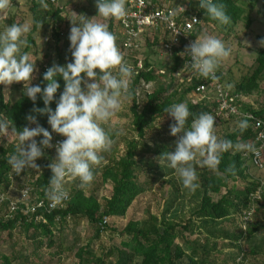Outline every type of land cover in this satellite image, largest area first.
Masks as SVG:
<instances>
[{
	"label": "trees",
	"instance_id": "1",
	"mask_svg": "<svg viewBox=\"0 0 264 264\" xmlns=\"http://www.w3.org/2000/svg\"><path fill=\"white\" fill-rule=\"evenodd\" d=\"M85 1L87 6L78 8L79 13L84 16L97 14L98 11L94 0ZM246 1H249L251 6L260 4L262 8L261 15L264 18V0H213L214 3L225 6L226 14L231 18V22L228 25H221L218 21L211 19L207 12L198 7V3L193 0H189L188 2L178 1L176 3L181 5L188 3L186 5L188 9H197L201 25L197 33L193 36L196 38L201 31L208 27H218L223 32L226 30L229 32L239 22L245 21L247 28H249L252 25V20L249 15H246L243 7H241V4L246 3ZM44 3L47 4V7H43L40 0H32L28 3L31 6V31L26 37L28 47L23 48L22 52L28 53L31 48H34V35L40 28L47 34L50 25L53 23L55 25L57 24L52 33L54 40L58 38L56 30L58 29V23L61 22L60 11L52 5H49L45 0ZM109 28L111 29V26ZM68 42L69 39L66 43L68 44ZM156 43V41L152 44L147 43L143 51L145 70L139 76L147 82H153L154 87L151 94L147 96L145 104L140 109L136 105L134 96L135 84L138 81L135 80L131 86L133 96L130 100L131 106L129 112L133 126L132 131L135 134L134 138L125 140V138L120 137L121 142L125 145L123 154L120 155L118 151L119 141H115L109 151L101 153L104 160L98 167L94 168V175L99 174L101 183L111 185L110 196L104 199L101 204L96 198V191L93 192L91 190V192H86V189L81 190L76 188L70 191L69 189L70 201L66 209L43 214L45 223L35 220L39 212H36L35 215H23L21 211L9 213L6 204L0 207V233L5 232L9 238H12L13 232L18 229L34 246L32 251L26 255H22V253L16 254L17 258L15 262L13 261V264H45L42 259L43 253L41 249L44 247H47V249L55 248L56 238L63 235L68 230L69 223L76 219L85 221L94 228L95 239H99L102 233L107 234L109 231L112 235H116L118 238L124 240H121L120 248L112 246L105 253L101 251V255L93 254L89 250V245L79 248L75 252L77 264H216L210 259V255L216 250L215 242L219 238L226 240L229 244L228 246L240 252L239 241L241 239L245 236L252 238L264 232V224L255 223L252 225V222L247 225L245 230L238 223L239 227L236 234L221 232L218 227L220 222L233 219V217L235 220H238L243 212L249 210V196L257 185L247 175L248 167L245 166L247 163L245 155L249 151L237 150H229L223 153L221 163L217 170L203 168L197 180V183L200 185L197 189V193L200 195L198 207L188 219L180 222H166L164 219L158 220L156 217L147 213V219L142 222L130 221L119 233L110 228L109 224L101 232L99 224L104 217H107L109 222L112 218H123L131 204L145 192L147 186L151 187L156 184L159 178H165V174L173 171L160 156L165 152H173L175 150V141L177 138L172 144L162 141L160 144L154 143L152 147L143 141L151 125H154L164 118H169L164 109L173 103H186L191 113L186 127L190 126L192 120L200 113L206 112L214 115L216 111V104L212 103V101L193 104L188 98L195 91L199 82L193 81L189 88L183 89L180 92L176 89L172 81L167 84L159 83L158 73L154 69H158V71L160 69L152 60V56H155L156 53ZM45 44L51 45L50 43ZM54 48L55 58H53V63L64 66L72 62L71 54L63 50L62 45L59 46V44H56ZM47 64L49 67L53 65L50 62ZM255 64L256 67L253 75L250 78L243 77L234 86L233 90L225 86L224 79L218 70H216L217 76L227 90L239 96H249L253 91L259 90L260 85L264 84V47L256 52ZM180 68L181 61L178 57L174 56L169 63L165 64L163 70L169 76H172ZM45 72L40 67V71L32 84L33 86L39 85L41 88L46 86V82L43 80ZM58 83L60 84V88L57 91L54 101L50 105L53 111L64 89V81L62 78H58ZM15 89H18V96L15 98L12 96L7 101L0 85V119L8 122L10 131L14 127L19 131L25 126H28L26 116L34 107L33 102L24 95L23 84L14 86L12 91ZM11 93L14 94V92ZM240 106L241 112L251 113L255 117L264 119V105L256 111L248 105L240 104ZM35 107H44L43 100L39 96L37 97ZM229 119L234 118L230 117ZM37 120L42 127L51 132L46 115L37 116ZM234 120L237 123L233 130L222 134L219 139L232 141L233 144L240 142L253 145L252 142L255 135L250 125L246 130L241 132L238 123L244 119ZM173 123L174 121L171 122V124ZM31 127H35V125H31ZM36 139L39 142L42 137H37ZM16 147L17 143H0V194L6 193L9 189L12 167L8 164V158L11 154L15 153ZM147 154H152L154 158H159L161 162L163 161L162 166H159L158 169H155L152 165H149V167L146 166L148 169L155 171L156 174L150 175V178H147L144 182H139L140 175L144 174V170L139 161ZM40 159V171H31L27 168L17 175L14 182L16 185L18 184L20 189L25 183L24 181L21 182L22 176L31 178V176L36 175L35 178H37L40 185H38L36 180L33 182V195L45 199L46 188L52 176L48 165L52 162L53 157L50 152H47ZM43 161H45V164H41ZM230 167L233 171H226ZM242 182H246L245 185L239 186L238 184ZM214 198L217 199L214 200ZM261 210L264 212V192L261 202L256 207L252 220L257 212ZM204 233L207 236L206 238L212 241L210 246L209 242L201 245L197 239H191L192 236L196 237ZM253 246L255 247L256 255H262V258H264V237L257 243L255 242ZM59 253L60 251H57L54 256L58 257ZM238 257H242L244 263L245 258L239 254L237 257L236 255H232L231 257L230 255V264H235ZM111 258H113L112 261H110ZM57 262L55 261L54 263L57 264ZM3 264H12V262L10 259L4 258Z\"/></svg>",
	"mask_w": 264,
	"mask_h": 264
},
{
	"label": "clouds",
	"instance_id": "2",
	"mask_svg": "<svg viewBox=\"0 0 264 264\" xmlns=\"http://www.w3.org/2000/svg\"><path fill=\"white\" fill-rule=\"evenodd\" d=\"M40 2L47 7L44 0ZM11 5V0H0V12L7 11ZM95 6L98 15L93 18L73 12L79 19L71 21L68 37L72 62L64 66L53 63L43 75L46 82L43 88L31 84L35 64L27 52H22L28 47L25 36L31 31L30 24L13 23L0 32V84L10 86L22 82L24 95L34 105L26 116L28 126L22 130L14 127L9 132L8 122L0 119V136H13L17 140L16 151L9 156L8 164L17 175L27 168L40 171L36 161L44 156V149L53 147L52 133L65 138L55 145L56 157L48 165L52 176L46 196L52 205H59L67 198L64 186L67 177L79 179L81 190L90 186L94 180V168L104 160L101 153L109 151L114 143L102 125L120 110L122 100H131L133 96L130 87L133 67L117 46L116 35L109 31L106 23L97 19L125 18L128 14L126 0H96ZM199 7L221 25L231 22L223 4L200 0ZM259 44L264 47V39ZM179 55L190 58L182 71L190 68L201 77L217 79L215 72L220 62L231 55V49L221 39L205 33ZM58 78L63 79L64 89L53 111L50 105L60 88ZM38 96L43 100V108L35 107ZM164 111L174 121L170 125V134L177 139L175 150L160 157L175 171L182 186L191 192L200 187L192 162L215 171L221 163L222 154L229 150L256 151L251 144H233L232 141L219 139L215 134L216 119L210 113H200L186 127L191 115L186 103H173ZM44 115L48 117L51 132L38 123L37 116ZM238 127L241 132L246 130L249 127L247 119L241 120ZM37 137L42 139L38 142ZM226 171L233 169L230 167Z\"/></svg>",
	"mask_w": 264,
	"mask_h": 264
},
{
	"label": "rangeland",
	"instance_id": "3",
	"mask_svg": "<svg viewBox=\"0 0 264 264\" xmlns=\"http://www.w3.org/2000/svg\"><path fill=\"white\" fill-rule=\"evenodd\" d=\"M175 2H188L189 0H173ZM64 4H67L68 9H70L71 15L73 12L78 16L81 15L79 13L80 7H86L85 0H62ZM12 5L5 12H0V32H3L6 26H11L13 23L23 24L29 23L31 26L32 17L30 12V4L26 3L23 0H11ZM246 1V3L241 4L243 9L245 10L246 15H249L252 20V25L247 28L245 21L239 22L231 31L221 30L216 27H208L205 30L201 31L198 34V37L202 34H209L216 36L225 42L226 47L231 49V55L220 62L217 70L221 74L224 79V84L227 88L234 89V86L237 85L243 77L250 78L253 75L254 69L256 67L255 58L256 52L262 48L259 44L261 39H264V18L261 15L262 8L260 4L256 6H251V3ZM72 9V10H71ZM95 15H85L87 18H93ZM78 17L73 15L71 17L68 24V37L70 34L71 21H78ZM100 22L104 23V18L97 17ZM47 32V31H46ZM26 34L25 38L27 37ZM42 28L34 35L35 38V46L31 48L28 52L30 55L31 61L35 64L36 71L33 73V78L31 80V84L34 83L41 65L50 62L53 64V58H55L54 53V45H47L44 43V38L47 36ZM157 50V49H156ZM155 51V50H154ZM143 53H141L140 58H142ZM51 59V60H50ZM55 60V59H54ZM152 60L159 67L160 71H158L159 75V83L167 84L168 73L163 70L165 64L169 63L166 57H159L158 53L155 56H152ZM27 83H30L27 82ZM21 83H14L10 86L1 85L5 99L8 101L12 98L18 96V89L13 90L14 86H18ZM11 92H14L11 93ZM243 101L241 104L248 105L254 111L263 107L264 105V84L260 85V89L253 91L249 96H242ZM13 100V99H12ZM130 100H122V106L116 114L109 119L107 123H104L102 126L105 130L111 135L112 139L115 141H119L118 151L123 154L125 149V145L121 142V138H125V140L134 138V132L132 131L131 124V115H130ZM173 119L171 117L164 118L154 125L150 126V129L147 131L145 138L143 141L152 147L154 143H170L177 138L170 134V125ZM236 120L234 119H216L215 121V134L218 138L226 132H231L236 125ZM9 132H11L9 130ZM5 142L6 144H16L17 140L13 136H0V143ZM143 173L139 177V182H144L147 178H150V175L156 174L155 171L148 169L149 165H152L155 169H158L159 166H162V162L159 158H154V155L147 154L139 161ZM196 167L197 175L199 176L202 173L203 168L199 167L198 164L192 162ZM148 166V167H146ZM208 169V168H207ZM252 174L256 177H264V173L258 174L255 171H251ZM36 176V175H35ZM35 176H31V178L27 176H22L21 182L37 181L39 182ZM99 174L94 175V180L92 181V185L86 188V192L96 191L95 195L98 201L102 204L104 199H107L111 194V185L110 184H102L99 179ZM26 180V181H25ZM79 179H71L67 182L66 186L70 191L72 189H80L79 188ZM246 182L239 183V186L245 185ZM19 190L18 184L16 185V190L10 193V197L13 199L17 198V192ZM200 195L195 192H191L188 189L182 186V183L179 177L175 174L173 170L171 173L165 174V178H159L156 184L147 186L145 192L140 195L129 207L125 216L120 219L112 218L109 222V227L114 229L117 233H119L128 222H142L147 219V213L151 216L159 219H164L166 222H180L188 219L192 215V213L197 209L199 197ZM217 198H214L216 200ZM197 223V221H196ZM238 220L233 219L220 222L218 224L221 232H229V233H237L238 231ZM255 223H259L261 225L264 224V212L261 210L257 212L255 217L252 220V225ZM94 228L88 225L85 221H81L79 219L73 220L69 223V228L63 235L57 237L56 246L53 249H47L44 247L41 249L43 255L42 259L45 264H53L55 261H59L57 264H77V260L75 257V252L87 245L90 246V251L95 255H101V251L105 253L107 249L110 247H121L120 242L123 239L118 238L116 235H112L109 231L107 234H102L99 239H95L94 237ZM206 234L191 237V239H197L198 242L202 245L204 243L209 242L212 244V241L206 238ZM264 237V232L259 233L254 237L245 236L243 239L239 241L240 243V252L238 250L228 246V242L226 240H222L219 238L216 244V250L211 253L210 259L216 264H230L231 261L230 255H243L245 258L244 264H264V258L262 255H256L255 247L253 244L260 241V239ZM124 241V240H123ZM33 243L26 239V236L21 233L20 230H15L12 234V238L7 236V233H0V264H3L4 258L10 259L13 264V261H16L17 255L22 253V255H26L30 251H32ZM184 247V246H183ZM67 248V249H66ZM62 250V252H61ZM59 252V256H54L56 252ZM188 251V250H187ZM17 254V255H16ZM53 259L49 260L50 258ZM111 258L110 261H112ZM56 264V263H54Z\"/></svg>",
	"mask_w": 264,
	"mask_h": 264
},
{
	"label": "built area",
	"instance_id": "4",
	"mask_svg": "<svg viewBox=\"0 0 264 264\" xmlns=\"http://www.w3.org/2000/svg\"><path fill=\"white\" fill-rule=\"evenodd\" d=\"M23 1L30 3L32 0ZM45 1L60 11L61 22L58 23V29L56 30L58 38L55 40L53 38L52 32L57 25L53 23L49 27L48 35L44 38V42L50 43L54 47H56V44L62 45L63 50L71 54L69 51L70 41L68 44L66 43L68 40L67 22H69L71 17L73 18V15L69 13V6L64 4L62 0ZM193 1L197 2L199 7L200 0ZM94 2L96 3V0ZM186 5L188 3L181 5L173 0H126L128 14L125 18L121 20H103L108 25V28L111 26L109 31L116 35L117 46L120 48L128 64L133 67L134 72L130 87L135 80L138 81L135 84L134 96L139 109L145 104L147 96L151 94L154 87L153 82H147L139 76L145 70L143 56L140 58V55L143 53L147 43L152 44L156 41L155 50H157L155 54L158 53L159 57H166L168 61L176 56L181 61L180 70L172 76L168 75L169 82L172 81L179 92L189 88L193 81L199 82L195 91L188 96L191 103L212 101V103L216 104V111L213 115L215 119H229L230 117L234 119H247L255 135L252 144L256 151H249L245 155V159L247 160L245 166L248 167V177L256 182L257 185L249 196V210L239 216L240 226L245 230L247 225L252 222L253 214L258 203L261 202L264 192V179L254 176L252 172L250 173L251 170L258 174L264 173V119L255 117L251 113L241 112L240 104L243 101L242 96L227 90L219 80L217 72H215L217 79H206L190 68L182 71L185 64L190 62V58L187 55L181 57L179 53L183 52L186 46L195 41L198 35L196 38L193 36L201 25L197 9H188ZM48 67V64L44 63L41 69L46 71ZM154 70L158 73V69ZM52 137L51 143L53 147L44 149V154L50 152L54 160L56 157L55 145L65 138L56 133H52ZM40 160L36 161L37 165H39ZM41 164H45V161ZM29 170L36 171L31 168ZM16 177L17 174L11 168L9 189L6 193L0 194V207L6 204L9 213L21 211L23 215H35L36 212H39L35 220L45 223L43 214L66 209L70 201V191L66 184L72 178L67 177L64 182L65 189L68 192L67 198L59 205H52L47 196L45 199H42L37 195H33L32 184L34 181L30 180H27L22 185V188L18 190L16 199L11 198L9 196L10 193L16 190V183L14 182ZM108 224L109 219L104 217L99 224L101 232ZM235 264H244L242 257H238Z\"/></svg>",
	"mask_w": 264,
	"mask_h": 264
}]
</instances>
